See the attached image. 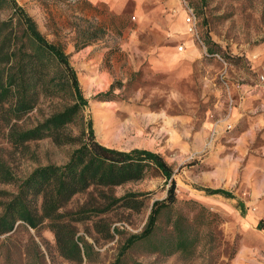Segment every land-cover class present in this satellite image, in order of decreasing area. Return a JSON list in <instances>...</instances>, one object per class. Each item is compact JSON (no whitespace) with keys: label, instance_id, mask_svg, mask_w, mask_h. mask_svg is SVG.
<instances>
[{"label":"rangeland","instance_id":"1","mask_svg":"<svg viewBox=\"0 0 264 264\" xmlns=\"http://www.w3.org/2000/svg\"><path fill=\"white\" fill-rule=\"evenodd\" d=\"M15 1L49 42L64 46L96 141L159 154L174 169L176 210L193 219L185 206L192 200L222 219L210 254L206 240L190 259L154 254L139 242L120 264H264V0H149L148 16L133 13L131 4L116 15L99 1ZM6 17L0 9V22ZM101 94L112 101L98 100ZM66 101L42 100L19 125L36 126ZM79 128L73 123L71 135ZM7 133L0 117V156L18 177L63 165L76 147L44 139L22 154L7 143ZM151 174L112 190L116 199H132L127 206L87 213L73 224L79 255L59 248L48 222L36 229L16 224L0 235V264L114 263L126 240L142 232L153 202L166 197L169 184ZM106 203L86 193L66 209ZM222 243L235 248L231 261Z\"/></svg>","mask_w":264,"mask_h":264},{"label":"trees","instance_id":"2","mask_svg":"<svg viewBox=\"0 0 264 264\" xmlns=\"http://www.w3.org/2000/svg\"><path fill=\"white\" fill-rule=\"evenodd\" d=\"M0 9L7 11L0 22V117L8 130L7 143L22 154L27 153L29 143L44 139L57 147L76 146L63 165L38 167L26 177H18L0 156V235L11 232L16 224L36 229L48 222L59 248L79 255L73 224L87 213H103L117 204L127 206L132 199H116L112 190L152 173L169 184L166 197L153 202L142 232L126 240L112 264H120L125 252L139 242L149 245L154 254L185 259L194 258L204 240V252L214 251L211 245L222 219L192 200L185 206L196 214L193 219L176 210L174 169L159 154L140 149L124 152L98 143L92 121H85L87 100L64 46L49 42L15 0H0ZM109 96L101 94L97 99L112 101ZM54 98L68 101L34 127L19 125L42 100ZM76 122L80 128L74 137L69 128ZM86 193L107 203L66 209L75 196ZM206 194L232 198L222 190L206 189ZM222 244L231 261L235 248Z\"/></svg>","mask_w":264,"mask_h":264},{"label":"crops","instance_id":"3","mask_svg":"<svg viewBox=\"0 0 264 264\" xmlns=\"http://www.w3.org/2000/svg\"><path fill=\"white\" fill-rule=\"evenodd\" d=\"M92 2H102L104 3L109 10L116 15H121L126 13L128 6L131 4L133 13L140 16H148L149 14L146 12V5L149 0H90ZM162 6L155 8L154 10H161Z\"/></svg>","mask_w":264,"mask_h":264},{"label":"built area","instance_id":"4","mask_svg":"<svg viewBox=\"0 0 264 264\" xmlns=\"http://www.w3.org/2000/svg\"><path fill=\"white\" fill-rule=\"evenodd\" d=\"M186 25L188 27V31L191 34H195V16L193 15L192 11L186 7ZM182 49V47H180V50Z\"/></svg>","mask_w":264,"mask_h":264}]
</instances>
